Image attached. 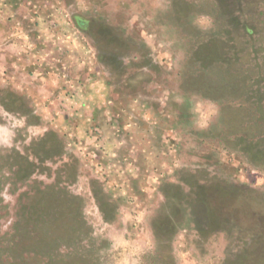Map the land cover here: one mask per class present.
I'll list each match as a JSON object with an SVG mask.
<instances>
[{
  "label": "rangeland",
  "instance_id": "rangeland-1",
  "mask_svg": "<svg viewBox=\"0 0 264 264\" xmlns=\"http://www.w3.org/2000/svg\"><path fill=\"white\" fill-rule=\"evenodd\" d=\"M0 264H264V0H0Z\"/></svg>",
  "mask_w": 264,
  "mask_h": 264
}]
</instances>
